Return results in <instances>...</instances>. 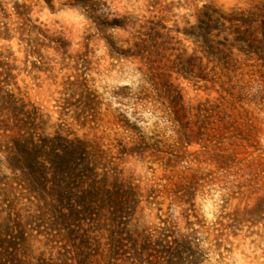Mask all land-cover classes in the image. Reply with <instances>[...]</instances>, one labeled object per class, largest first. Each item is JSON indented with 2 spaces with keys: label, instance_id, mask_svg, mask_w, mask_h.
Instances as JSON below:
<instances>
[{
  "label": "rangeland",
  "instance_id": "374dc122",
  "mask_svg": "<svg viewBox=\"0 0 264 264\" xmlns=\"http://www.w3.org/2000/svg\"><path fill=\"white\" fill-rule=\"evenodd\" d=\"M0 264H264V0H0Z\"/></svg>",
  "mask_w": 264,
  "mask_h": 264
},
{
  "label": "trees",
  "instance_id": "16d2710c",
  "mask_svg": "<svg viewBox=\"0 0 264 264\" xmlns=\"http://www.w3.org/2000/svg\"><path fill=\"white\" fill-rule=\"evenodd\" d=\"M21 123L24 126L27 125V123L23 120L21 121ZM23 125H19L18 123H16L14 125V127L12 128L11 133L9 135L7 134V136L10 137V139H12V141L15 144H21L20 137L22 136V133L20 131L21 130L20 127ZM4 133H6V132H4ZM73 148H75V147H73ZM55 149H56L55 147H52V151H50V153L51 152L54 153L55 158H59V159L64 158V156H66V154H68V153H73L72 150L65 149L63 155H60V153H57L55 151ZM21 151H22L21 154H16V155H13L12 157H10L11 161L13 162L11 167L12 168H19V169H24V167H26L27 171H28L27 176H28L29 181L33 182L34 180H39L40 179L39 176L41 175L40 174L41 172H37L38 168L36 167L34 161H32V157L36 158V155L31 153L30 151L24 149V148H22ZM50 153H48V154H50ZM24 154H27V155H24ZM49 161L53 165V166H51V167H53V171L61 169V164L58 161H55V162L51 161V160H49ZM36 198L39 201H40V199L41 200L44 199L42 194H38V196H36ZM59 200H61V199H59ZM60 204L62 206V204H64V202H61Z\"/></svg>",
  "mask_w": 264,
  "mask_h": 264
}]
</instances>
